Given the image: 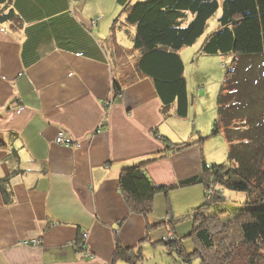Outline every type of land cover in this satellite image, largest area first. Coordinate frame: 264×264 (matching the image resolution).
I'll return each instance as SVG.
<instances>
[{"label": "crops", "instance_id": "obj_1", "mask_svg": "<svg viewBox=\"0 0 264 264\" xmlns=\"http://www.w3.org/2000/svg\"><path fill=\"white\" fill-rule=\"evenodd\" d=\"M132 1L12 0L23 23L0 24V178L9 177L12 198L6 204L0 193V264H132L115 256L117 243L141 255L137 264H170L161 253H174L164 244L177 236L171 216L202 203L201 184L180 183L200 174L203 161L220 160L206 152L208 140L146 166L154 184L171 187L149 213L132 211L120 192L121 169L157 156L163 138L196 141L195 129L211 128L209 120L199 127L196 113L193 127L186 123L189 97L182 117L176 104L164 107L149 78L126 82L127 70L105 50L132 46L134 28L122 23ZM58 129L69 146L55 143ZM217 146L227 147L222 137Z\"/></svg>", "mask_w": 264, "mask_h": 264}, {"label": "trees", "instance_id": "obj_2", "mask_svg": "<svg viewBox=\"0 0 264 264\" xmlns=\"http://www.w3.org/2000/svg\"><path fill=\"white\" fill-rule=\"evenodd\" d=\"M11 2L0 0V24L8 23L17 30L23 20ZM215 14L217 24L204 38L201 52L230 54L232 60L229 67L223 64L227 70L209 134L200 135L195 129L198 139L183 143L163 138L165 148L157 156L121 169L119 189L132 211L149 213L154 196L171 187L154 184L146 166L188 145L222 137L227 160L214 164L203 161L200 174L180 183L203 186L202 203L184 214L193 218L188 235L193 236L196 248L182 260L197 255L199 264H264V0H134L124 7L122 18L123 24L134 28L132 46L109 44L105 50L110 51L118 70H127L126 82L149 78L164 107L176 104V113L184 117L188 91L180 50L204 34ZM111 92L114 98L120 94L119 81H113ZM10 190L9 177L0 178V193L6 204L12 200ZM225 190L245 193L244 209L219 208ZM211 206L234 214L241 211L227 223L220 215L198 217ZM180 243L173 233L164 244L182 255ZM132 251L117 243L115 256L137 264L141 255Z\"/></svg>", "mask_w": 264, "mask_h": 264}, {"label": "rangeland", "instance_id": "obj_3", "mask_svg": "<svg viewBox=\"0 0 264 264\" xmlns=\"http://www.w3.org/2000/svg\"><path fill=\"white\" fill-rule=\"evenodd\" d=\"M116 12L121 7L117 4L116 6ZM118 14V12H117ZM217 24V15H213V18L210 19L209 25L207 27V30L204 32V35L202 36L203 39L206 37V35L215 27ZM200 39L194 46H188L185 47L182 52V59L184 62V77L186 80V87L188 91V97L190 100V106L192 108L188 123L189 126L193 127V120L194 115L196 113L197 115V122L199 127L208 125V120L210 122L213 121L215 112H216V102H217V96L221 88V84L224 79L225 71L227 70V67H229L230 62L232 60V55L230 54H214V55H207L203 54L200 49V41L203 40ZM224 63H226L227 67H224ZM193 99V104H192ZM208 133L204 134L207 135ZM56 135V134H55ZM198 134H196L197 136ZM220 136L212 137L211 139L208 138L207 142L209 148H206V152L212 151V152H218V154H215L219 161H211L215 163H221L227 160V147L221 151H217L220 146H217L218 138ZM220 141V140H219ZM216 158H214L215 160ZM213 160V159H212ZM215 195V194H214ZM225 200L219 202V208H233L240 206L244 209L243 203L245 202V193L243 192H237L232 190H225L224 192ZM242 198V199H239ZM233 200L236 201L233 202ZM238 201V202H237ZM251 201V200H250ZM185 203L178 204L177 211L181 212V210H184ZM186 207V206H185ZM212 208L203 210L202 214H198V217L200 215H220V220L223 223L232 222L234 220L235 215L240 212L237 210V212L234 214L232 210H221L219 208ZM242 209V210H243ZM186 213V212H185ZM184 213V214H185ZM181 214V213H180ZM174 226L177 232L178 238L181 240V247H182V255L180 253H177L175 250H173L174 253L168 254V251L164 249L163 254V261L166 260L170 262V264H199V257L195 255L192 257L189 261H184L183 256L185 254H188L190 252H193V250L196 248V243L193 238V236H189L188 233L191 231V226L193 222V218L191 216H185V215H173ZM237 249V248H236ZM261 251L264 253V246L261 247ZM197 256V257H196ZM238 258V257H237ZM240 258V257H239ZM239 258L237 260H239ZM147 257V263L148 264H154L155 260ZM161 259V258H159ZM150 260V261H148ZM209 262L211 261L210 259ZM146 261V260H145ZM208 263V262H207ZM212 263V262H210Z\"/></svg>", "mask_w": 264, "mask_h": 264}, {"label": "built area", "instance_id": "obj_4", "mask_svg": "<svg viewBox=\"0 0 264 264\" xmlns=\"http://www.w3.org/2000/svg\"><path fill=\"white\" fill-rule=\"evenodd\" d=\"M106 104H108V102L106 101ZM54 141L55 143L59 144V145H69L70 144V140L67 139V137L65 136L64 130L63 129H58V131L56 132V135L54 137ZM78 144V143H76ZM86 234L83 233V238H85ZM171 239H174L173 237H171ZM26 243H30V244H39L40 243V239H33L30 241H26ZM82 244V243H81ZM87 255V254H86Z\"/></svg>", "mask_w": 264, "mask_h": 264}]
</instances>
